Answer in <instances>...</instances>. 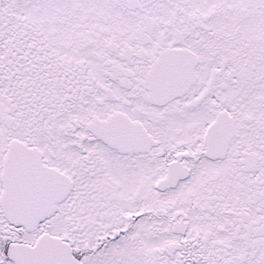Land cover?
Returning a JSON list of instances; mask_svg holds the SVG:
<instances>
[{
  "label": "snow or ice",
  "instance_id": "6c2138e0",
  "mask_svg": "<svg viewBox=\"0 0 264 264\" xmlns=\"http://www.w3.org/2000/svg\"><path fill=\"white\" fill-rule=\"evenodd\" d=\"M0 264H264V0H0Z\"/></svg>",
  "mask_w": 264,
  "mask_h": 264
}]
</instances>
